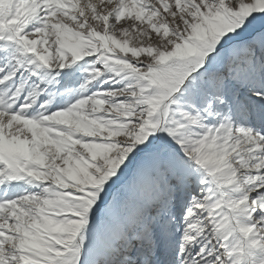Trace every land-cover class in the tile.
<instances>
[{
	"label": "snow or ice",
	"instance_id": "snow-or-ice-1",
	"mask_svg": "<svg viewBox=\"0 0 264 264\" xmlns=\"http://www.w3.org/2000/svg\"><path fill=\"white\" fill-rule=\"evenodd\" d=\"M0 264H264V0H0Z\"/></svg>",
	"mask_w": 264,
	"mask_h": 264
}]
</instances>
